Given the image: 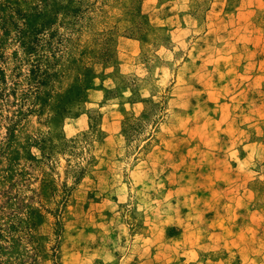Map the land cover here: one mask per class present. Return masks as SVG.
<instances>
[{"label": "rangeland", "instance_id": "rangeland-1", "mask_svg": "<svg viewBox=\"0 0 264 264\" xmlns=\"http://www.w3.org/2000/svg\"><path fill=\"white\" fill-rule=\"evenodd\" d=\"M0 264H264V0H0Z\"/></svg>", "mask_w": 264, "mask_h": 264}]
</instances>
